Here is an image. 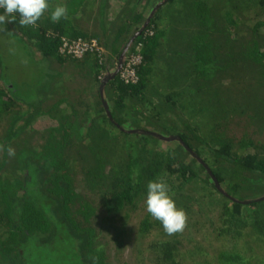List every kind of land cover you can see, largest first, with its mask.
Segmentation results:
<instances>
[{"label": "trees", "instance_id": "trees-1", "mask_svg": "<svg viewBox=\"0 0 264 264\" xmlns=\"http://www.w3.org/2000/svg\"><path fill=\"white\" fill-rule=\"evenodd\" d=\"M59 1L47 0L49 9L40 18L36 28L21 27L19 14H16L14 19L9 17L13 22L6 25L15 36L18 34L11 30V24L23 30L24 35L18 37L30 52V46L35 47L44 58L54 59L59 64L70 61L77 69L84 71V76L90 79L89 84H95L98 88L99 106H102L99 122L101 124L98 125L93 118L91 120L86 111L84 114L79 112L74 107L79 104L76 101H71L66 106L69 109L68 112L64 111L65 107L63 108L62 105L70 101L67 98L57 100L46 108L45 113L50 116L54 113L51 116L54 119L57 117L58 109L60 116L56 118V126L48 129L47 138L43 139L44 144L38 153L27 151V157L24 158V169L27 172L24 181L10 184L3 180V183H0L2 192L0 223L7 235L3 241L0 239V254L7 257L11 253L18 252L17 254L20 255V247L26 242H33L35 246H45L61 238L65 233L64 235L68 238L78 241L75 247L76 253H70V256L77 258H75L78 261L77 264H92L90 258L93 256L99 257L98 264H105L102 254L95 253L93 249L90 250L91 232L82 228V225L89 224L96 208L84 201L71 184L66 165L68 161L66 156H69L71 152H76L72 160L73 164H80L79 167H82L92 184L104 187L100 201L106 212H118L124 207L136 205L142 197L146 196L147 183L157 178L164 179L170 189H172L170 180L177 181L178 188H187L188 184L195 185L199 182L203 190L200 196L213 199V206L219 207L221 226L226 233H237L246 227L255 228L263 233L264 219L261 218L257 208V205L261 203L249 201L251 198L244 201L240 198L239 190H242L243 184H246L244 174L264 178V153L260 155L258 153L259 149L264 150V145L260 140L250 137H242L235 145V141L219 132L220 119L227 120L228 111L220 107L217 99L212 103L207 100L203 103L200 101V93L206 89L207 82L210 83L216 76H219L221 80L231 79L229 88H225V92L221 89V95L227 97L226 89L230 91L249 83L251 72H253L252 67L264 68V50H261L259 37L258 40L252 39L251 47L248 48L247 53L244 52L246 56L239 58V61H245L248 65H243V70L237 69L240 63L237 66L233 65L237 58L232 52L233 39L230 37L228 39L227 36L230 31H234L239 21V16L234 13L235 8L229 4L225 6L221 15L222 24L212 25L215 29L221 26L223 28L221 35L224 37L212 41L205 34L210 31L211 11L214 5L208 6L206 0H121L124 8L120 10L121 15L118 13L117 16L125 20L122 21V26L115 32H111V38L107 39L105 35L108 32L103 19L105 4L108 0H99L98 3L93 1V4L97 3V12L91 14L92 19L88 18L86 21L89 24L93 23L94 27L97 24L104 41L101 40L102 43H100L97 40L104 53H87L82 58H71L58 52L60 38L69 36V39H92V36L79 27L78 20L74 16H72L74 20L71 18L66 21L65 19L59 22L51 21L50 13L57 5H60ZM88 1L84 7L88 6ZM214 1L222 2L223 0H213V3ZM64 2L67 1L64 0ZM256 2L264 7V0H256ZM170 8L176 10L175 17L178 20H185L190 25L195 22L202 23L206 27L204 35L199 32L190 34L191 36L188 37L185 34L192 31L182 32V37L174 39V47L170 48L172 39H169V35L166 36L167 30L174 22V18L170 17L172 14L168 12ZM147 10L150 11L148 15ZM0 14H3V9H0ZM263 26L264 22H258L251 27V30L255 32L254 34H258ZM191 38H193L192 41ZM224 40L225 42H222ZM130 41H132L130 46L120 59ZM137 46L140 56V63L135 67L137 81L125 83L121 78V69L130 57V52H133ZM245 47L248 46L245 45ZM186 60L190 63L185 64ZM69 78L73 79L71 74ZM200 78L207 81L203 82L205 83L203 86L199 84ZM44 80V84L37 86L34 91V104V100L24 98L17 92L16 86H12L13 90L8 89L11 100H8V97L0 91L1 105L5 104V110H7L19 101H23L36 108L33 109L32 115H34L35 111L40 110L38 89L48 86V79ZM180 81L179 92L187 97H179L178 101L174 99V94H167L164 98L174 104L175 111L178 112L176 118L181 117L186 110L191 111L193 116L181 122L180 130L171 128L175 132H172L173 135L170 134L164 129L167 121L160 116H156L155 119L162 130L160 131L159 128L156 134L141 129H136L135 132L123 130L122 127L126 124L124 110H138L132 103L145 99L144 96L150 89L160 88V93L165 91V88L173 86L172 84L178 86ZM230 85L234 86L230 87ZM106 89L111 94L110 101L113 104L110 112L107 111L103 100V91ZM88 120L89 125H86ZM26 122L30 123V120L27 119ZM98 126L105 129L100 130ZM133 127V124L130 125V128ZM108 130L116 131L117 134L110 135L109 133L112 132H107ZM97 131L99 134L100 131L103 133L106 131L104 136L111 145L97 143L95 139ZM130 137L139 138L138 142H142V146L129 142ZM162 138L175 140L179 149L190 157L191 163H185L182 155L173 153L155 155L154 150L146 148L145 143L147 144L149 139ZM86 142L90 144L84 145ZM7 147L6 145L5 148ZM42 159L46 160L48 167L41 165V168H38ZM194 164H197V170L193 167ZM107 166L110 167L106 168ZM2 168L1 165L0 172ZM134 169L139 171L136 183L132 180ZM200 174L203 176L201 177ZM221 185L226 187L223 193ZM20 191L21 196H19ZM159 248L156 252H159ZM173 249L176 251L175 246L170 247L166 243L160 255L157 254V261L160 257L163 263L177 264ZM84 251L90 254L85 252L84 255ZM23 256L28 263L26 254ZM221 258L229 262L238 261V257L232 254L222 255Z\"/></svg>", "mask_w": 264, "mask_h": 264}, {"label": "rangeland", "instance_id": "rangeland-1", "mask_svg": "<svg viewBox=\"0 0 264 264\" xmlns=\"http://www.w3.org/2000/svg\"><path fill=\"white\" fill-rule=\"evenodd\" d=\"M65 1L67 2H64V0L59 1L60 5L67 4L68 18L65 21L71 18L74 20L75 17L78 20L77 24H79L80 28L85 29L88 32L87 34H91L92 38L98 39L102 43L104 40L101 38L102 33L98 26H96L97 24L95 23L94 27L93 23L89 24L86 21L88 18L92 19L93 16L91 14L97 12L99 0H89L86 7H84V4L86 5L87 0ZM90 1L92 2L91 6ZM93 1L97 3L93 4ZM206 3L208 6L214 5L216 8H212L211 24L209 25L210 31L205 34L212 41L224 37L221 35L223 28L218 26L215 29L212 28V25L214 23L217 25L222 24L221 15L226 8L225 6L229 4L235 8L234 13L239 16V21L234 31L229 32L227 38L233 39L231 42L232 52L236 54L235 57L237 58V61L235 60L233 65L237 66L240 63L237 69L243 70V65L248 64L245 61L239 60L243 56H246L245 53H247L248 48L251 47L253 42L252 39L256 38L258 40L259 37L261 50H264V26L258 34H254L255 32L251 30V27L256 23L264 22V7L258 5L256 0H223L222 2L214 1V3L213 0H206ZM105 6L103 22L108 32L105 37L110 39L111 32H115V30L122 26V21L125 20H122L121 16L118 17L121 15L120 10L124 7L121 0H108ZM149 12L148 10L146 11L147 15ZM168 12L172 14L170 17L174 18L172 26L166 32V36L168 37L169 35V39H172L170 48L171 46L174 47V39L182 37V32L192 31L185 34L188 37L191 36L190 34H197L199 32L204 35L203 32L206 27L202 23L195 22L190 25L185 20H178L175 17L177 15L175 9L170 8ZM118 13L119 15L117 16ZM38 25L39 23L37 22L34 26L21 27L36 28ZM10 28L18 36L24 35L23 30L17 28L15 25L11 24ZM0 29H3L0 31V91L3 95L7 96L8 100H11L9 99L11 96L8 94V89L13 90L12 86H16L15 88L20 95H23L26 99L34 100L36 87L42 86L45 81L44 79H48V86L38 89L37 98L40 110L35 111L34 115H32L33 109L36 108L23 101H19L16 105L5 110L6 106L5 104L4 106L1 105L2 96L0 95V145H4L5 147L7 145L15 150L14 156H9L6 148L4 151H0V166H3L0 172V183H3V180L8 181L10 184L14 182L22 183L27 174L24 169L27 151L38 153L40 147L44 144L43 139L47 138L48 129L56 126V118L60 116L59 109L56 110L57 117L55 119L51 117L54 113L51 116L45 113L46 108L50 104L62 98H67L70 101L65 102L62 106L63 108L65 107L63 110L68 112L69 109L66 106L71 101H76L79 104H76L74 107L82 114L85 111L89 113V118L91 120L92 118L95 119L98 125L101 124L99 122L102 115V106H99L97 85L89 84L90 79L86 78L84 71L77 69L73 62L66 61L64 64H59L54 59L44 58L38 49L31 46L30 52L26 49L21 39L8 30L7 25H0ZM66 37L70 38L69 36ZM236 37L238 38L234 39ZM225 40L222 42H225ZM245 45L248 47H245ZM189 63V60L185 61V64ZM251 70L253 72H251L252 76H250L249 83L243 84L242 87H235L230 91L226 89L227 97L221 95V89L224 91L225 88H229L228 84H231V79L226 78L225 80H221L219 76H216L210 83L204 78L198 79L201 86L205 84L203 83L204 81L207 82L206 89H203L200 93L201 103L205 100L212 103L217 99L220 107L228 111L227 120L220 119L219 126L221 128L219 132L223 136L230 137L235 141V145L238 144L237 141L242 137L260 140L264 145V68L255 66ZM70 74L73 79L69 78ZM3 80L5 81L3 82ZM152 81L154 85L155 80L153 79ZM172 85L160 93V88L158 90H148L144 96L145 99L141 102L137 101L135 104L132 103L138 109L137 111L124 110L126 124L122 127L123 130L135 132L136 129H141L148 133L156 134L160 128L155 119L156 116H160V118L167 121L165 123L166 128L164 129L169 131L170 134L175 132L172 129L177 128L180 130L182 128L181 122L193 115L190 110H186L181 117L176 118L178 112L175 111L174 104L166 101L164 98L167 94H174V99L176 98L179 101V97L184 98L187 95H182L179 92L178 87L181 85V81L180 84H177L178 86ZM232 86L234 85H230V87ZM110 96L111 94L108 92V89L103 91V100L108 112L113 108ZM34 102L35 100L33 104ZM100 102H102L101 98ZM233 109L234 111H232ZM198 113L200 115V112ZM27 119L30 120V123L26 122ZM25 123L26 126H24ZM132 124L134 127L130 128ZM86 125H89V120L86 122ZM106 126L108 125L106 124ZM99 129L104 130L105 127L104 129L102 127ZM161 130L162 127L160 128ZM107 132H112L109 133L110 135L117 134L116 131L108 130ZM9 133L11 135H8ZM104 133L100 131L99 134L97 131V135H95L97 143L106 146L111 145L107 141V137L104 136ZM117 137L119 138L120 136L118 135ZM128 139L129 142L142 146V142H138L139 138L130 137ZM89 144L90 142H86L84 145ZM145 146L148 149L154 150L155 155L179 154L185 158V163H191L190 157L186 156L179 149L175 140L163 138L159 140L149 139V142L145 143ZM258 153L260 155L264 153V150L259 149ZM75 154L76 152H71L69 156H66L68 159L66 165L68 166L71 184L75 192L81 195L84 201L96 208L90 218L89 224L83 222L85 225H82V228L91 232L90 250L92 251L93 249L95 253L102 254L105 264H170L163 263L160 257L157 261V254L160 255L163 251L162 247L166 243L170 247H176V251L173 249V252L177 264H264V237H262L264 232L260 233L255 228L246 227L237 233H226L221 226L219 207L213 206V199L200 196L203 190H201L199 182L195 185L188 184L187 188H178L177 181L170 180L172 181V183L170 182L172 189H170L169 194L174 199L176 206L186 212L187 224L183 232L168 235L163 230L161 223L153 219L146 211L144 204L146 196L142 197L136 205L124 207L118 212H106L101 204L102 201H100L104 193V187L92 184L82 167H79L80 164H73L72 160ZM45 161L42 159L38 168H41V165L48 167L49 164ZM111 161L115 162L114 160ZM109 167L107 166L106 168ZM193 167L195 170L198 169L197 164H194ZM29 176L30 178L32 177L31 174ZM200 176L202 177L203 174H200ZM243 177L246 178V184L242 183L243 188L239 190L240 198H243L244 201H248L251 198L249 201L261 203L257 205V208L260 211L261 218L264 219V199L261 200L264 197V178L250 174H244ZM220 187L223 193L226 187L222 185ZM1 193L0 191V195ZM21 195L22 192L20 191L19 196ZM152 223H156V225H152ZM1 224L0 239L3 241L7 235L4 233ZM64 234L61 238L59 237L45 246H35L33 242H26L20 247V255L16 252L11 253L5 259L0 257V264H67L68 262L69 264H77L76 257L70 256V253H76L75 247L78 241L68 238ZM157 247L159 248V252H156L158 250ZM85 252L90 254L84 251V255ZM23 254H26L28 263ZM225 254H232L238 257V261L229 262V260L221 258ZM66 260L67 262L65 263Z\"/></svg>", "mask_w": 264, "mask_h": 264}, {"label": "clouds", "instance_id": "clouds-1", "mask_svg": "<svg viewBox=\"0 0 264 264\" xmlns=\"http://www.w3.org/2000/svg\"><path fill=\"white\" fill-rule=\"evenodd\" d=\"M0 25H6L13 22L9 17L15 18L19 14V24L21 26H34L49 9L47 0H0ZM68 18V9L66 5H57L51 12L52 22H59L61 19ZM3 29H0L2 31ZM5 146L0 145V151H4ZM9 156L15 155L12 147H7ZM139 175L138 169L133 170V183L138 182L136 177ZM146 198L144 200L146 211L151 217L159 221L163 230L168 235L183 232L187 224L186 212L178 208L174 199L169 194L170 187L164 179L157 178L147 183ZM92 264H98L99 257L90 258Z\"/></svg>", "mask_w": 264, "mask_h": 264}, {"label": "built area", "instance_id": "built-area-1", "mask_svg": "<svg viewBox=\"0 0 264 264\" xmlns=\"http://www.w3.org/2000/svg\"><path fill=\"white\" fill-rule=\"evenodd\" d=\"M58 52L71 58H82L87 53L102 54L103 49L97 39H69L67 37L60 38ZM139 47H135L133 52H130V57L127 59L121 69V78L125 83H135L137 81L135 67L140 63L138 54Z\"/></svg>", "mask_w": 264, "mask_h": 264}, {"label": "water", "instance_id": "water-1", "mask_svg": "<svg viewBox=\"0 0 264 264\" xmlns=\"http://www.w3.org/2000/svg\"><path fill=\"white\" fill-rule=\"evenodd\" d=\"M158 7V6H157ZM152 13H153V11L151 12V14L150 15H152ZM146 21H148V19L146 20ZM147 24V22L144 24V26ZM132 41H130L128 44H127V46L125 47V49L123 50V52H122V55H121V57H120V59H122L123 58V56H124V53L127 51V49H128V47L130 46V43H131ZM217 188H218V185H217ZM262 199H264V197L263 198H261V200Z\"/></svg>", "mask_w": 264, "mask_h": 264}, {"label": "flooded vegetation", "instance_id": "flooded-vegetation-1", "mask_svg": "<svg viewBox=\"0 0 264 264\" xmlns=\"http://www.w3.org/2000/svg\"><path fill=\"white\" fill-rule=\"evenodd\" d=\"M8 256H9V255H8ZM8 256L6 257V256H2V255L0 254V257L3 258V259L8 258Z\"/></svg>", "mask_w": 264, "mask_h": 264}]
</instances>
